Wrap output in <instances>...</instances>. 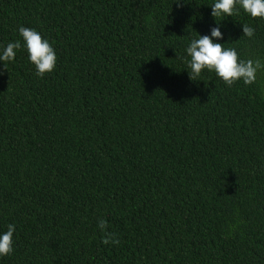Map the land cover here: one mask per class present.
I'll list each match as a JSON object with an SVG mask.
<instances>
[{
  "label": "trees",
  "instance_id": "16d2710c",
  "mask_svg": "<svg viewBox=\"0 0 264 264\" xmlns=\"http://www.w3.org/2000/svg\"><path fill=\"white\" fill-rule=\"evenodd\" d=\"M0 264H264V0H0Z\"/></svg>",
  "mask_w": 264,
  "mask_h": 264
}]
</instances>
